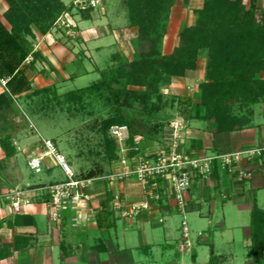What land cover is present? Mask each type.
Here are the masks:
<instances>
[{
	"label": "crops",
	"instance_id": "crops-1",
	"mask_svg": "<svg viewBox=\"0 0 264 264\" xmlns=\"http://www.w3.org/2000/svg\"><path fill=\"white\" fill-rule=\"evenodd\" d=\"M192 2L193 0H190L189 8ZM200 6L191 9L195 10ZM259 6L264 8V0H259ZM76 13L72 11L70 20L73 19L74 22L73 30L76 31L74 35L78 38V41H75L77 42L75 53L79 55L74 56L69 52L70 47L67 42L74 40L70 39L62 29L54 28L47 35L38 37L33 48L39 57L35 70L37 66H40V71L47 70L44 76L39 74L35 77L38 82L43 83L45 77L47 82L55 83L60 74L64 75L60 79L61 83L74 78L78 79L86 74L99 75L102 68H108L113 64V56L121 52L122 44L130 47L137 36L136 29L129 26L126 9L120 0H104L101 9H93L89 15H85L84 19L81 14L76 16ZM173 17L172 15L170 23L175 19ZM80 24L85 26L81 28ZM47 39L53 40L54 45L51 47L47 45ZM75 57L79 58L78 63L81 65L86 61L88 63L79 74L67 72L68 65L75 63ZM30 58L32 61V57ZM101 59L105 65L100 64ZM200 111L202 113V110ZM184 125L185 135L182 140L184 149L189 148L193 156L234 154L264 148V105L255 110L252 125L240 131L214 134L206 122L199 120L185 122ZM54 167L57 168L53 162H48L45 168ZM243 168L251 170V178L239 180L236 175L227 174L217 165L208 180L200 178L193 180L191 188L185 194L188 203L186 222L189 229V246L183 241L181 222L177 228L178 217L181 221L182 217L176 211L175 202L163 191L160 201L151 205L147 215L134 223L131 222V226H136L138 237L134 229L126 235L130 238V234H135V243L131 242V238L125 237V240L121 242L119 236L112 237L108 233L105 234V238L83 236L80 244L91 240L89 254L91 257L89 258L92 259H85L86 264H209L211 251L216 256L214 264H255L252 247L253 215L257 211L262 213L264 218V159L245 163ZM254 171L257 172L254 173ZM19 184H21L19 188L24 191L25 197L30 201L21 213L14 214L11 211L5 190L0 194L2 205L9 207L8 210L4 209L5 206L0 209V250L8 252V255L0 260V264H34V256L42 252L46 257V259L42 258L43 264L45 261L48 262V259L51 261L50 264L76 262V258L70 253H73L75 248L79 255L82 245L68 244L65 232L68 228L79 227L73 225L71 213L70 225L50 222L49 207L41 201L44 198L45 185L34 184L43 187L29 189V184V186ZM114 184V186L105 184L91 195L88 214L96 218L109 191L120 194L126 202L144 200L142 187L136 181ZM10 190L12 189L8 191ZM38 200L41 203H38ZM15 215L18 217L13 223ZM22 216L27 217L22 219ZM160 219H163L161 224L158 222ZM227 219L232 224L231 229L238 230L237 232L242 235H230L226 227ZM200 220H206L209 227L215 230L212 237L213 243L205 244L204 231L200 230L202 228ZM103 224V226L100 224L97 226L105 230L115 227L114 222L108 225ZM222 226L225 227L222 228ZM192 231H197L195 239L191 238ZM235 244L241 245V249L236 248ZM202 246L208 247L209 256L206 259L199 251ZM136 249L138 253L141 251L139 255L134 252ZM199 256L201 262H199ZM262 260L264 264V251ZM46 262L45 264H48Z\"/></svg>",
	"mask_w": 264,
	"mask_h": 264
},
{
	"label": "trees",
	"instance_id": "trees-1",
	"mask_svg": "<svg viewBox=\"0 0 264 264\" xmlns=\"http://www.w3.org/2000/svg\"><path fill=\"white\" fill-rule=\"evenodd\" d=\"M3 1L7 9L0 14V78L6 81V85L0 94V124L9 117L10 100L31 89L28 75L35 71V64L39 60L37 52L33 50L32 40L50 33L57 20L62 16L71 17L75 8L82 19L93 10L87 4L78 5L89 0H73L68 6L61 0ZM120 1L126 9L129 26L137 32L132 45L136 57L132 62L122 64L116 72L123 73L124 79L127 77L124 84L146 86L148 90L141 98L143 111H138L139 118L119 117L113 122L103 123L102 133L105 134L112 126L126 125L130 133L127 142L129 148L156 150L159 145H163L170 133L171 121L167 126L160 122L151 125L150 115L154 110L148 99L152 90L157 91L156 87L165 78L183 77L186 71L192 70L196 64L195 58L201 52L206 53L207 60L205 82L199 85L200 100L192 107L189 106L191 102L180 103L177 118L184 123L204 121L214 134L240 131L252 125L254 106L264 104V80L259 78L264 72V8L259 6V0H249L247 4L243 0H202L200 8L193 10L192 25H181L178 45L168 56L160 55L157 48L159 39L176 7L180 4L183 9H188L190 0ZM155 43L154 47L147 50V44L149 48ZM29 57H32V61L26 63ZM136 69H140L142 75L139 81L131 82L128 77ZM66 97L75 101L77 93L69 92ZM194 107V112H191ZM107 148L111 164L117 158V144L110 137L107 138ZM185 150L191 152L189 148ZM108 173L109 170L90 171L77 178L96 179ZM41 201H49L45 193ZM109 202L110 199L102 202L101 211L95 218L97 224H112ZM17 217H13V223ZM25 217L22 216V219ZM263 219L262 213H254L252 247L255 264H263ZM1 251L0 260L8 255V252L2 254ZM215 260L216 256L211 251L209 264H214Z\"/></svg>",
	"mask_w": 264,
	"mask_h": 264
},
{
	"label": "rangeland",
	"instance_id": "rangeland-1",
	"mask_svg": "<svg viewBox=\"0 0 264 264\" xmlns=\"http://www.w3.org/2000/svg\"><path fill=\"white\" fill-rule=\"evenodd\" d=\"M72 1L73 0H61L62 3L64 2L63 4L66 3V6L70 5ZM243 2L247 4L249 0H243ZM192 3L191 8L198 7L200 6L199 4L202 3V0H193ZM191 8L183 9L180 4L176 7L175 12L172 14L175 19L171 23V20H169L166 30L159 39L160 43L157 45L161 56L172 54L173 50L178 45V32L181 25H192L194 14ZM6 9L7 5L3 0H0V14H3ZM73 10L77 12L75 14L76 16L80 15L76 8ZM2 21L4 22L3 19ZM72 23L74 25L73 19ZM83 26L85 25L80 24L81 28ZM72 30L73 28L71 31ZM74 33H76L75 30L68 35V37L70 39L72 38L74 41L68 40L69 42H67V44L70 47L69 52L74 56H76V54L78 56L79 53H75V44H77L75 41H78V38L75 37ZM37 40L38 38L32 40L31 43L33 48ZM53 42V40L47 39L46 44L51 47L54 45ZM132 45H134L133 42L130 47L122 44L121 47L124 50L122 49L121 52L119 51L113 56V61L116 62L117 69H115L114 63L111 65L112 68H102L103 70H101L99 75L86 74L78 79L74 78L65 83H61L60 79H62L61 77L64 75L60 74L59 79L56 80L55 83L47 82L48 80L45 77L43 79L44 82L40 83L35 77L39 74L44 76L47 70L43 69L40 71V66H37L34 72L29 73L28 77L31 81L30 91L10 100L9 117L4 119L2 121L3 123L0 124V194L3 190L6 192L14 190L21 191L22 189L19 188L21 184L19 183L29 184V189H35L38 188L39 185L34 184L48 186L53 183H62L66 181V177L60 168H45L48 162H52L49 159L44 162L42 173L35 174L29 169V156L35 148L40 145L41 139H49L55 144L58 152L64 156L66 163L76 176L85 175L90 171H110L112 163L110 164L111 158L107 148V138L109 136L108 131L105 134L102 133L103 129L101 126H103V123L113 122L119 117L139 118L137 115L139 113L138 111H143L141 98L148 90L146 86L136 87L126 85V83L124 84L127 77L124 79L123 73L120 72L117 74L116 72L119 71L118 69L121 68L120 66L122 64L130 63L136 57L133 49L134 46ZM155 45L156 43L148 48L147 44V50ZM75 58V63H72L73 65H68L67 69H69V71L67 72L72 71L79 74L83 67H87L88 63L86 61L81 65L78 63L79 58ZM206 60V53L201 52V54H199V56L197 55L195 58V67L192 70L186 71L185 76L179 78H165L156 87L157 91L152 90L150 98L148 99L150 107L152 106V110H154L150 115L151 125L155 124L154 122H160L167 126L170 121L180 119L177 118V110L180 108V103L185 104L191 102L189 105L191 107L198 103L201 96L199 85L205 82ZM99 61L101 65H105L102 59ZM41 67L43 68L44 66ZM59 68L61 69V67ZM141 75L142 72L140 69H136L128 77V80L131 82H134V80L139 81ZM259 78L264 80V72L259 75ZM1 81L2 79L0 78V94L5 89ZM100 82L104 83L98 85ZM87 87H89L90 90ZM83 90L86 91L79 94V92ZM69 92L77 93L75 101L67 99L66 96ZM261 105L264 104L254 106V116L255 110ZM194 109L195 107L191 112H194ZM114 166L117 167L118 164ZM256 172L257 171H254V173ZM105 184L109 186L115 185L113 182L102 180L92 182L88 186L90 195H93L97 189H101ZM9 189L12 190L8 191ZM22 192L24 193L23 190ZM23 198H27L25 197V193L23 194ZM37 202L41 203L39 200ZM3 206H5L4 209H9L8 205H2V200H0V209L3 208ZM49 212L50 209L48 208V213ZM79 217H81V215H78V218ZM82 217L86 220L85 223L79 224L77 229L68 228L65 230L68 244L76 243L77 246L82 245L81 252L78 255L74 248L73 253H70V255L72 254L77 261L71 263L65 262L63 264H86L87 261H85V259H92L89 258L91 257L89 256L91 253V240L88 243H79L83 236L89 238H105V234L108 233L111 234L112 237L116 235L119 236L121 242H123L125 238H129L126 233L134 229L138 237L136 226H131L130 221L120 216H114L113 214L110 216V220L115 223V227L107 230L98 227L95 218L88 214V211L84 212ZM70 219V213L68 211L64 212L62 213V218L59 223L70 225ZM134 222L136 221H133V223ZM180 222L181 218L178 217L177 228H179ZM200 224L202 225L200 230L204 231L205 244L213 243L212 237L213 233H215L213 227H209L206 220H200ZM231 225V222L227 219L226 227L229 229L230 235H242V233L237 232L238 230L234 231L233 228L231 229ZM223 227L225 226H222V228ZM196 232H191L192 239H195ZM136 236L135 234H130L132 243H135ZM235 247H240L241 249V245L239 244H235ZM199 251L205 259L208 258L207 246H202ZM1 252L3 254L6 251ZM134 252H137V255L141 253V251L138 253L137 249L134 250ZM43 257L46 259L43 252L42 254H36L33 259L34 264H43ZM48 257L50 258V256ZM47 261L48 262H45L48 264L51 263L49 259ZM201 261L199 256V262Z\"/></svg>",
	"mask_w": 264,
	"mask_h": 264
},
{
	"label": "built area",
	"instance_id": "built-area-1",
	"mask_svg": "<svg viewBox=\"0 0 264 264\" xmlns=\"http://www.w3.org/2000/svg\"><path fill=\"white\" fill-rule=\"evenodd\" d=\"M89 5L93 9L102 8V0H89L79 2L78 5ZM74 28L69 16L60 17L55 29L64 30L67 35L71 34ZM27 58L26 62H30ZM5 88L6 81H1ZM184 122L175 119L169 123L170 133L165 138L163 145L156 150H142L129 148L127 142L130 139L129 129L126 125L112 126L108 130V136L117 144V158L112 163L109 173L96 179H80L72 172L55 144L49 139H41V143L30 154L28 167L35 174L42 173L44 162L49 159L55 166L60 168L66 177L62 183H53L43 188L49 201L46 203L50 209L49 221L59 223L62 213L69 212L72 215L73 225L85 223L82 217L88 211L91 195L88 186L95 181H108L122 183L136 181L142 187L144 200L126 202L120 194L108 192L107 199H110L109 209L114 216L130 222L147 215L151 205L161 199L164 191L172 197L175 202L177 213L182 217L181 233L184 243L188 244L189 229L186 222L188 214V203L185 199L186 192L191 188L195 178L208 180L213 169L218 165L220 170L227 174L236 175L239 180L249 179L252 176L251 170H245L243 165L255 159H264V148L246 150L234 154H214L206 156H193L184 149L183 136ZM134 153V155H129ZM118 164L117 167L114 165ZM22 190L7 192L6 197L12 212L21 213L29 205L30 201L23 198ZM78 215L81 217L78 218ZM160 224L163 219L158 221Z\"/></svg>",
	"mask_w": 264,
	"mask_h": 264
}]
</instances>
